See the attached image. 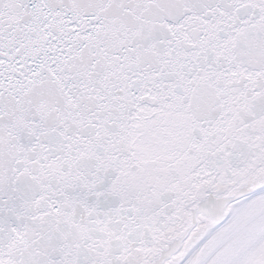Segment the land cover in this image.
I'll return each instance as SVG.
<instances>
[{"label": "snow or ice", "instance_id": "6c2138e0", "mask_svg": "<svg viewBox=\"0 0 264 264\" xmlns=\"http://www.w3.org/2000/svg\"><path fill=\"white\" fill-rule=\"evenodd\" d=\"M0 264H264V0H0Z\"/></svg>", "mask_w": 264, "mask_h": 264}]
</instances>
